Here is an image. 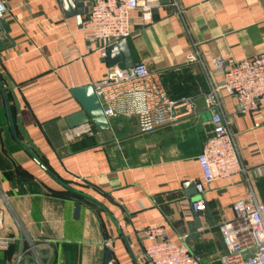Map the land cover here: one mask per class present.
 Returning <instances> with one entry per match:
<instances>
[{"label": "crops", "instance_id": "crops-1", "mask_svg": "<svg viewBox=\"0 0 264 264\" xmlns=\"http://www.w3.org/2000/svg\"><path fill=\"white\" fill-rule=\"evenodd\" d=\"M0 24V208L5 227L0 264H143L139 229L164 225L169 239L187 236L202 264H221L220 226L235 217L233 204L251 189L264 202V176L220 179L195 214L198 157L212 135L205 97L212 57L245 59L264 53V0H164L153 22L137 27L113 62L89 49L85 13L65 11L62 0H5ZM88 8L90 0H80ZM197 52L202 61L185 65ZM147 64L163 71L171 99L189 98L194 112L154 132H138L135 119H109L111 129L70 140L67 118L81 105L73 89L93 85L111 66ZM220 111L231 122L242 163L264 165V120L241 115L220 91ZM62 184L98 203L64 189ZM79 206V211H76ZM199 219L200 226L197 223Z\"/></svg>", "mask_w": 264, "mask_h": 264}, {"label": "built area", "instance_id": "built-area-1", "mask_svg": "<svg viewBox=\"0 0 264 264\" xmlns=\"http://www.w3.org/2000/svg\"><path fill=\"white\" fill-rule=\"evenodd\" d=\"M164 0H90L82 30L89 49L107 57L108 48L130 38L137 27L153 22V13ZM176 1V0H173ZM7 5L0 0V21L5 18ZM202 61L197 52L186 56L185 65ZM213 69L208 72L211 84L205 97L211 115L212 135L203 144L198 157L202 177L195 184L198 198L190 203L195 214L207 210L206 194L210 185L220 179L254 173L264 176V165L247 169L242 163L231 122L224 117L219 100L220 91L232 96L241 115H253L264 120V53L236 60L212 57ZM163 71H152L141 62L123 69L110 67L105 76L92 86L104 115L109 119L133 118L138 132L147 134L171 125L191 115L195 106L187 97L173 100L163 83ZM90 123L74 128L70 140L94 134ZM235 217L220 226L225 254L221 264H264V202L251 189L232 206ZM5 227V213L0 208V244ZM137 237L143 245V264H202L187 244V236L180 243L171 241L164 225L139 229ZM111 250L112 242L106 241Z\"/></svg>", "mask_w": 264, "mask_h": 264}, {"label": "water", "instance_id": "water-1", "mask_svg": "<svg viewBox=\"0 0 264 264\" xmlns=\"http://www.w3.org/2000/svg\"><path fill=\"white\" fill-rule=\"evenodd\" d=\"M79 1L80 0H62V4L64 6L65 11H67V13H69L70 10L74 14L78 13L79 19H80L81 16L83 15V13L87 12V8L84 7L83 3H78ZM3 29L6 32L9 31L8 26L6 24H3V25L0 24V32ZM126 47H127V41L122 40L118 44L111 45L108 48V52H109L108 60H109L110 64H112V62L114 60L113 56L115 55L117 49L118 48L125 49ZM133 66L134 65H132L131 63L125 62L122 65H120L119 67L123 68V69H128V68H131ZM111 67H113V66H111ZM0 91L2 93V96H3L5 104H6V108L8 111V116H9L10 123H11L12 136L14 137L17 144L23 148L22 143L19 141V139L15 133L14 126L12 123V117H11V113H10V106H9L8 97L6 95L5 90L3 89L2 85H1V83H0ZM72 92L75 95V97L78 99V101L80 102L81 111H79V112H77V113H75V114H73L67 118V122H68L70 128L73 129V128H76L78 126H82V125L87 124V123H93L100 132H104V131L111 129L110 122H109L108 118L104 115L103 109L100 105V101H99L92 85H87V86L75 88V89H73ZM34 159L64 189H66V190H68V191H70V192H72V193H74L80 197H83V198H85L91 202L98 203L97 201H95L94 199H92L90 197H86V196H83L77 192L72 191L70 188H68L67 186L62 184L60 181H58L51 174V172L39 160H37L36 158H34ZM99 205H101V204H99ZM79 208H80L79 206H76L77 212L79 211ZM197 223L200 226L199 219H197ZM105 264H114L113 255H112V252L110 250L106 252V263ZM136 264H138V263L136 262Z\"/></svg>", "mask_w": 264, "mask_h": 264}]
</instances>
